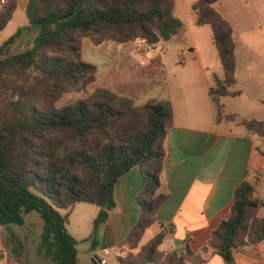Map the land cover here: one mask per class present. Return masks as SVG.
<instances>
[{"label": "trees", "instance_id": "1", "mask_svg": "<svg viewBox=\"0 0 264 264\" xmlns=\"http://www.w3.org/2000/svg\"><path fill=\"white\" fill-rule=\"evenodd\" d=\"M2 0H0L1 2ZM0 5V32L11 22L15 0ZM219 0H198V26H210L224 77L214 76L210 95L217 119L225 115L220 100L238 97L234 30L216 9ZM177 0H29L30 33L38 32L31 49L16 51L25 33L20 29L0 46V226H24L36 213L44 227V247L55 264H79L78 241L67 224L76 205L101 208L94 233L87 240L98 245L101 227L115 209L118 180L138 168L144 191L137 198L138 222L121 244V264H187L175 252L161 253L166 226L158 223L167 153L165 143L173 126L172 103L152 100L137 105L108 89L65 106L60 101L80 84L95 81V66L82 59L81 39L100 45L112 41H141L153 48L170 41L185 23L176 14ZM27 33V32H26ZM63 106V107H62ZM251 134L264 137V121L242 119ZM263 204L255 186L242 183L235 192L231 216L213 232L209 245L227 264L234 251L264 241ZM161 231L142 245L148 229ZM14 251L23 243L12 232ZM14 241V242H13ZM202 264L200 257L190 259Z\"/></svg>", "mask_w": 264, "mask_h": 264}, {"label": "crops", "instance_id": "2", "mask_svg": "<svg viewBox=\"0 0 264 264\" xmlns=\"http://www.w3.org/2000/svg\"><path fill=\"white\" fill-rule=\"evenodd\" d=\"M15 1L17 8L7 26L15 28L13 35L20 29L25 33L31 30L27 16L29 0ZM197 2L177 0L175 14L185 23V28L170 41L161 42L145 53L143 47H147L141 41L119 44L122 46L118 54L125 64L133 63L138 71H153L148 81L151 87L128 93L126 97L137 105L168 100L174 109L173 126L165 143L167 157L161 186V192L168 198L157 216L158 223L164 224L167 232L160 252H175L188 259L187 264H192L190 259L197 257L204 260L202 264H227L209 241L221 222L231 216L235 192L242 183L255 186L263 204L259 215L264 218V137L251 134L241 124L242 119L264 121L260 119L264 117H248L245 113L248 108L255 111L258 105L264 107V97H256L254 85H243L240 62L253 60L254 64L249 63L253 68L260 64L251 53L241 57L236 45L237 84L233 91H240L241 95L223 97L220 102L225 115H236L239 119L218 121L210 89L214 86V76L224 77V69L212 28L197 25L193 8ZM225 2L219 0L216 9L231 24L223 8ZM143 191L144 178L138 168L118 180L114 193L116 207L101 227L96 247L87 240L94 233V221L101 208L85 203L76 205L67 229L79 243V264H101L103 259H107V264H121L118 260L122 255L120 246L139 220L141 207L137 198ZM82 216L87 217L85 226L79 221ZM150 231L153 234L148 244L161 228L148 229L144 236ZM90 250H96L91 261L86 259V252ZM234 264H264V241L235 250Z\"/></svg>", "mask_w": 264, "mask_h": 264}, {"label": "rangeland", "instance_id": "3", "mask_svg": "<svg viewBox=\"0 0 264 264\" xmlns=\"http://www.w3.org/2000/svg\"><path fill=\"white\" fill-rule=\"evenodd\" d=\"M223 8L231 19L237 50L240 52L241 57L244 53H251L256 56V63L258 64L259 61L260 64L257 68H253L254 66H249V63L254 64L253 60L248 59L240 62L242 83L250 87L254 85L256 87V97H264V0H226ZM15 31L13 26L7 27L0 35V46ZM36 32L38 31L36 30ZM36 32L33 34L30 32L24 33L15 45L16 51L31 49L37 36ZM81 45L83 61L95 66V81L74 87L71 92L62 98L61 105L65 106L80 100L98 89H108L120 95L128 96V93L140 92L142 88L146 91L148 87H151L148 81L153 75V71L146 70L143 73L141 69L138 71L139 69L133 63H130L129 66L127 65L129 63L125 64L123 57L118 54L122 45L112 41L95 45L89 37L82 38ZM147 49L150 48L143 47L144 51H142L145 53ZM190 60L188 58V61ZM258 106L259 109L255 107V111L250 108L245 110L248 117L253 115L254 117H264V107ZM237 119H239L238 116H236ZM260 119L263 120L264 118ZM86 218V216L79 218L83 226L86 225ZM12 232L24 245L20 254L14 251L15 244L10 239ZM150 232L142 239L144 245L148 244V241L152 238L153 231ZM43 245L44 227L42 220L36 213L26 217L24 226H14L12 229L0 226V264H55L53 255ZM95 254L96 250L86 252V259L91 261ZM81 259L84 261L85 258L82 257ZM115 260L117 262L116 258Z\"/></svg>", "mask_w": 264, "mask_h": 264}, {"label": "built area", "instance_id": "4", "mask_svg": "<svg viewBox=\"0 0 264 264\" xmlns=\"http://www.w3.org/2000/svg\"><path fill=\"white\" fill-rule=\"evenodd\" d=\"M5 4H6V1H5V0H2V1L0 2V5H1V6L5 5ZM100 263H101V264H107V259L100 260Z\"/></svg>", "mask_w": 264, "mask_h": 264}]
</instances>
